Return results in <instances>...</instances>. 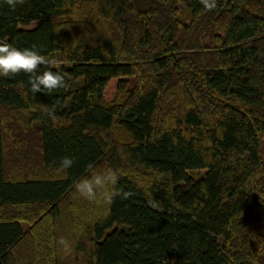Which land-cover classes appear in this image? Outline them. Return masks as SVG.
<instances>
[{
    "label": "trees",
    "instance_id": "obj_1",
    "mask_svg": "<svg viewBox=\"0 0 264 264\" xmlns=\"http://www.w3.org/2000/svg\"><path fill=\"white\" fill-rule=\"evenodd\" d=\"M93 2L97 24L110 28L70 49L56 23L77 1L25 0L13 10L0 0V39L59 53L61 69L40 65L37 74L59 71L67 83L33 93L28 74L0 77V264H69L56 247L31 262L19 256L22 221L53 222L63 204L78 205L75 184L114 152L117 130L127 164L165 179L144 187L115 174L108 196L131 195L105 199L91 217L72 213L84 236L74 261L264 264V0H216L211 11L200 0ZM68 78L81 83L70 91ZM16 114L21 132L39 135L44 167L64 174L9 172Z\"/></svg>",
    "mask_w": 264,
    "mask_h": 264
},
{
    "label": "rangeland",
    "instance_id": "obj_2",
    "mask_svg": "<svg viewBox=\"0 0 264 264\" xmlns=\"http://www.w3.org/2000/svg\"><path fill=\"white\" fill-rule=\"evenodd\" d=\"M74 1H77L78 4L72 7V12L68 15H61L58 17L56 23L57 33L64 38L70 49H72V46L74 47L73 44L80 37L84 36L87 41H92L97 37L99 32L108 31L110 28L107 24H97L93 0ZM34 25L35 23L31 24L30 27ZM110 33H112V31ZM50 58L59 62L58 69H61V66L66 63L63 56H60L59 53H55ZM68 82L70 91H73L79 86L81 80L68 78ZM8 122L9 128L12 129L9 130V140L7 139L8 167L10 173L22 176H24V174H29L32 177L39 178L64 174L61 168L49 170L44 167L41 148L39 147V135L29 130L27 133L21 132L22 126L19 122V114L10 117ZM22 128L24 129V127ZM113 135L114 141L112 145L115 148L114 152H109L107 157L97 166L88 179L96 174L107 175L108 173H112L115 175L125 171L132 176L135 175L136 179L144 187L153 183H161L162 179H165V175L153 170H141L130 167L120 151L121 143L126 137L125 132L117 130ZM15 137H18V141L15 140ZM24 138H27V141ZM201 173L204 174L205 171H201ZM110 190L111 184H106L105 187L97 189L94 200L85 199L77 193V196L80 198L79 204L73 205L69 202L63 204L61 213L53 222L52 219L43 217L44 219H42L40 223H35V225L31 227L30 222L22 221V225L27 228L28 231L26 239L23 240L16 249L18 250L17 254L31 262V259L33 260L35 256L46 257V252L49 250V247L51 250L56 247V251L58 250L59 253H63L69 264H81L80 262L77 263L74 261L71 256L75 255L76 235L78 238H83V231L79 227H72L70 217L72 213L78 212L83 214V217H91L93 214H96L97 211H102L105 208V199H107ZM90 201L93 206L89 205ZM42 212L43 211H40L34 214L30 220L33 221L37 219ZM49 217L51 216H48V218ZM46 227L49 229L48 234L42 233L46 232ZM60 238H64L67 247L58 243Z\"/></svg>",
    "mask_w": 264,
    "mask_h": 264
},
{
    "label": "clouds",
    "instance_id": "obj_3",
    "mask_svg": "<svg viewBox=\"0 0 264 264\" xmlns=\"http://www.w3.org/2000/svg\"><path fill=\"white\" fill-rule=\"evenodd\" d=\"M5 3L14 10L17 5H23L25 0H5ZM200 3L209 11L216 7V0H200ZM40 65H46L50 69L52 67H59V62L52 58H45L39 54L35 45L32 48L21 50L6 40L0 39V77L10 78L21 72L28 74L30 90L33 93L41 92L42 90L52 92L53 90L67 87L65 77L59 71L46 70L43 74H37ZM72 164L73 160L69 157H64L61 160L63 169L70 168ZM116 180L117 177L112 173H108L107 175L96 174L90 179L76 183L75 191L85 199L94 200L97 189L105 187L106 184L114 185ZM116 195H122L123 198H127L131 193H124L122 191L113 192L108 196V202L111 203L112 198ZM58 243L67 247L64 238H60Z\"/></svg>",
    "mask_w": 264,
    "mask_h": 264
}]
</instances>
